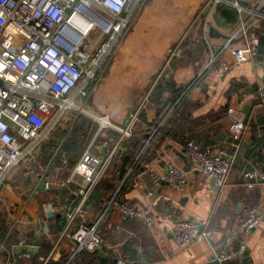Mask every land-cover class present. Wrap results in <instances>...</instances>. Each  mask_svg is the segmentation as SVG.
<instances>
[{
    "label": "crops",
    "instance_id": "0c3cea01",
    "mask_svg": "<svg viewBox=\"0 0 264 264\" xmlns=\"http://www.w3.org/2000/svg\"><path fill=\"white\" fill-rule=\"evenodd\" d=\"M208 1L143 0L135 8L130 30L88 85L86 110L68 112L63 118L64 126L60 123L61 128H56L42 146L40 160L47 170L37 172L36 164L24 163L7 180V184L28 198L27 204H23L22 194L0 192L6 202L14 205L15 212L24 207L19 226L26 227L21 232L12 228V216L18 212L0 202V207L6 209L7 223H3L5 233L0 234V242L5 246L0 264L14 260L38 264L40 255L49 254L67 226L66 212L78 201V187L64 184L74 166L89 147L101 156L113 150L119 137L115 127L127 123L147 92L157 85L164 68L160 81L172 84L173 88L157 95L159 100L155 101L154 87L129 143L124 144L141 141L142 148L138 153L127 152L136 157L126 168L124 161L128 155L122 147L87 207L85 218L91 224L99 223L103 246L97 253L81 256L75 243L64 240L51 264H102V260L108 264H117L119 260L128 264H209L224 251L239 249L240 254L220 264H264V179L253 181L243 176L245 171L254 169L264 175V105L257 97L264 77V54L260 51L264 0H224L220 5L205 8ZM235 2L240 9L234 7ZM220 6L237 10L236 23L222 16ZM243 26H248L247 34L243 33ZM253 35L259 39L255 61L236 63L235 50L244 48ZM182 39V55L174 59L173 68L172 64L165 67L169 49ZM179 89L183 90L180 94ZM79 105L83 106V101L79 100ZM230 108L242 109L247 117V131L227 184L217 189L190 165L184 146L189 139L214 148L228 146ZM165 110L167 113L158 117ZM83 122L84 132L72 135L73 128H81ZM107 124L110 126L102 128ZM70 136L72 139L67 141ZM53 158L55 163L51 162ZM169 166L184 172L188 184L184 191L167 182L153 184L150 174L164 178ZM123 170H127L124 175ZM19 172L27 174L28 192L24 193L16 184ZM43 180L51 184L50 190L39 189ZM63 190L69 191L67 197L61 196ZM109 198L128 201L149 213L153 217L152 228L139 220H123L110 208L111 201L98 218ZM250 208L260 210L263 220L257 229L243 233L240 224ZM62 218L66 219L65 225L58 231L55 226ZM190 218L198 219L211 237L182 250L173 236L174 222ZM21 242L27 248H36L38 253L16 252L25 249L19 247Z\"/></svg>",
    "mask_w": 264,
    "mask_h": 264
},
{
    "label": "built area",
    "instance_id": "2783aa9c",
    "mask_svg": "<svg viewBox=\"0 0 264 264\" xmlns=\"http://www.w3.org/2000/svg\"><path fill=\"white\" fill-rule=\"evenodd\" d=\"M142 1L0 0V192L4 190L21 195L6 183L10 175L24 163L36 164L42 146L68 112L86 110L84 103L79 105V100H88L89 83L95 79L105 61L115 54L119 40L130 30L135 8ZM223 1L209 0L205 8L215 7ZM233 5L241 8L237 2ZM242 29L244 34L249 32L248 26ZM184 43L182 39L169 49L165 67L182 55ZM258 44L259 39L253 35L244 48L235 50V62L246 64L255 61ZM164 72L165 68L159 75V81ZM155 86L151 87L127 123L123 127H115L119 137L110 153L101 156L89 147L74 166L64 184L78 187V201L66 212L67 226L57 237L49 254L38 257V264H51L64 240L75 243L78 253H95L103 246L99 223L91 224L85 218L88 203L105 178L108 166L131 138ZM257 97L260 105H264V77L257 89ZM228 118V146H203L194 139H189L184 146L190 165L217 189L227 184L247 131V117L242 109L230 108ZM150 176L155 186L167 182L174 189L184 191L188 185L184 172L174 166L167 168L164 178L153 173ZM243 176L253 181L264 179V175L255 169L245 171ZM45 183V189L50 190L51 184ZM27 199H23L24 205ZM0 202L6 203L7 208L16 213L14 205L1 196ZM109 205L123 220H139L147 228H152L153 217L128 201L114 198ZM17 212L12 216L14 229L23 222ZM262 220L260 210L248 209L240 224L241 231L252 232ZM173 236L178 247L185 250L195 242L208 240L211 233L203 229L198 219H177ZM19 247L27 248V245L21 242ZM4 251L5 246L0 244V254ZM241 252L242 249L224 251L214 260L226 262ZM10 264L20 263L14 260ZM117 264L128 263L119 260Z\"/></svg>",
    "mask_w": 264,
    "mask_h": 264
},
{
    "label": "trees",
    "instance_id": "16d2710c",
    "mask_svg": "<svg viewBox=\"0 0 264 264\" xmlns=\"http://www.w3.org/2000/svg\"><path fill=\"white\" fill-rule=\"evenodd\" d=\"M221 14H222V16L225 18V19H227L228 21H233V23H236V21L238 20V17H239V14H238V12H237V10L236 9H234V8H232V7H230V8H228V7H223V6H220V8H219V10H218ZM260 51H261V53H263L264 54V36H262L261 37V39H260ZM174 65H175V62H173L172 63V67L171 68H173L174 67ZM173 85L172 84H168V83H165V81L164 80H162V81H159V82H157V85H156V89H155V92H154V95H153V98L155 97V95L157 96V95H160V94H163V92L164 91H166V90H168V89H172L173 87H172ZM175 92V91H174ZM177 92H179V94L180 93H182L183 92V90H177ZM176 93V92H175ZM158 97V98H157ZM156 97V99H155V101H157V100H159V96H157ZM167 111L168 110H165V111H163V112H161L160 114H159V116L158 117H162V116H164L166 113H167ZM86 121V120H85ZM85 124L86 123H82L81 124V128H79L78 127V129H77V127L75 128H73V133H72V135H75V136H79V135H81L83 132H84V126H85ZM59 127V126H58ZM64 134V133H63ZM75 138V137H74ZM70 139H72V137L70 136V137H68L67 138V141H69ZM128 143H129V141H128ZM67 144L69 145V142L68 143H66V146H67ZM50 147L52 146V145H49ZM142 146H143V143L141 142V141H130V144L128 145V144H126V145H124L123 146V149H125L126 150V152L125 153H127L129 150H131V152H135V153H138L139 152V150L142 148ZM133 150V151H132ZM127 157L125 158V166H126V168L129 166H131L132 164H133V162H134V160H135V157L133 156V155H129L128 153H127ZM127 170H123V175H124V173L126 172ZM103 181V180H102ZM102 181L99 183V185H98V187L96 188V190L94 191V194H93V196H95V194H97V189H99V187H101L102 185H101V183H102ZM108 189H109V187H108ZM110 190V189H109ZM68 193H69V191L68 190H63V191H61V196L64 198V197H67L68 196ZM93 196H92V198H93ZM92 198H91V200H92ZM90 200V201H91ZM89 201V202H90ZM111 201V199L109 198L106 202H105V204H104V208L98 213V215H97V217L99 216H101L103 213H104V211L106 210V208H107V204L109 203ZM88 205H89V203H88ZM101 214V215H100ZM98 217V218H99ZM97 218V219H98ZM66 220V219H65ZM65 220L62 218V219H59L58 220V222H57V224H56V229L59 231V230H61L62 228H63V226L65 225ZM102 224V223H101ZM2 230V231H1ZM0 231H1V235H3L4 233H5V231H6V227L3 225V223L2 224H0ZM95 253H97V252H95ZM87 254H91V253H86V252H82L81 253V256H84V255H87ZM93 254V253H92ZM88 255V256H89ZM95 255H91V257H94ZM95 258V257H94ZM102 264H108V262L106 261V260H102Z\"/></svg>",
    "mask_w": 264,
    "mask_h": 264
},
{
    "label": "rangeland",
    "instance_id": "374dc122",
    "mask_svg": "<svg viewBox=\"0 0 264 264\" xmlns=\"http://www.w3.org/2000/svg\"><path fill=\"white\" fill-rule=\"evenodd\" d=\"M173 63V62H172ZM171 63V64H172ZM170 64V65H171ZM163 77V76H162ZM149 92V91H148ZM147 92V93H148ZM84 103V102H83ZM72 113H77V112H72ZM72 113H70V114H72ZM75 116V115H74ZM64 121H65V119L63 120L62 119V121L60 122L61 124L60 125H62V122H63V126H64ZM59 126V125H58ZM56 127V128H58V129H60L61 128V126H59V127ZM62 126V127H63ZM58 131V130H57ZM64 138H66V137H64ZM65 140V139H64ZM43 151H44V149H43ZM42 152V149H41V151H40V153ZM45 152V151H44ZM43 152V153H44ZM40 153H39V155H38V158H37V162H36V166H34L35 168L34 169H36V171L37 172H39V170H40V172H44V171H46L47 170V166L45 165V163L42 161V159L40 160ZM52 154V157H53V153H51ZM56 158V157H55ZM55 158H53L52 159V161L51 162H54L55 163ZM30 166H32V165H30ZM17 176V175H16ZM18 178H17V182H16V184L22 189V191L25 193V192H28L29 191V186L27 185V174H25V173H23V172H19L18 173V176H17ZM65 178H66V176H65ZM17 186V187H18ZM2 191H4V190H1V194L3 195V193H2ZM6 197H9V196H6ZM22 198V200L24 199V198H26V197H21ZM8 201H11L10 199H8ZM4 208V206L3 205H1V207H0V224H2V223H4L5 224V226L7 225V223H6V221H5V216H6V209H3ZM18 211V209L16 210V212ZM19 213H20V215L21 214H23V213H25V209H24V207H22V209L19 211ZM25 226H19L18 228H17V231H24L25 230ZM15 231V230H14ZM13 233H15V232H13ZM24 233V232H23ZM16 235V234H15ZM0 244H2L1 242H0ZM4 245V244H3Z\"/></svg>",
    "mask_w": 264,
    "mask_h": 264
},
{
    "label": "water",
    "instance_id": "95a60500",
    "mask_svg": "<svg viewBox=\"0 0 264 264\" xmlns=\"http://www.w3.org/2000/svg\"><path fill=\"white\" fill-rule=\"evenodd\" d=\"M216 31L215 30H213V34L215 33ZM45 181L43 180L42 181V183H41V185H40V190H44V187H45ZM50 216H52V214H50ZM34 252V253H38V250L36 249V248H25V249H19V250H17L16 252H18V253H26V252ZM209 264H220V262L219 261H217V260H212V262L211 263H209Z\"/></svg>",
    "mask_w": 264,
    "mask_h": 264
},
{
    "label": "bare ground",
    "instance_id": "6f19581e",
    "mask_svg": "<svg viewBox=\"0 0 264 264\" xmlns=\"http://www.w3.org/2000/svg\"><path fill=\"white\" fill-rule=\"evenodd\" d=\"M105 123H106V121H105Z\"/></svg>",
    "mask_w": 264,
    "mask_h": 264
}]
</instances>
